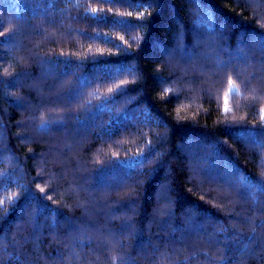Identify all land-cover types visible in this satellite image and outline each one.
<instances>
[{"label": "trees", "instance_id": "obj_1", "mask_svg": "<svg viewBox=\"0 0 264 264\" xmlns=\"http://www.w3.org/2000/svg\"><path fill=\"white\" fill-rule=\"evenodd\" d=\"M0 24V264H264V0Z\"/></svg>", "mask_w": 264, "mask_h": 264}, {"label": "snow or ice", "instance_id": "obj_2", "mask_svg": "<svg viewBox=\"0 0 264 264\" xmlns=\"http://www.w3.org/2000/svg\"><path fill=\"white\" fill-rule=\"evenodd\" d=\"M93 11L95 12L96 10L93 9ZM2 26H3V25L0 24V27H2ZM3 35H4V33H3V32H0V36H3ZM229 84H230L231 87H235V85L232 84L231 79H229ZM109 91H111V89H109ZM226 110H227V109H226ZM261 113H264V108L261 109ZM261 119L264 120V115L261 116ZM41 191H43V189H41ZM11 199H12V197L9 196V197H8V200L11 201ZM2 203H3V201L0 200V204H2ZM248 239H249V242H251L252 240L255 239V231H254V230H253V234H252Z\"/></svg>", "mask_w": 264, "mask_h": 264}]
</instances>
